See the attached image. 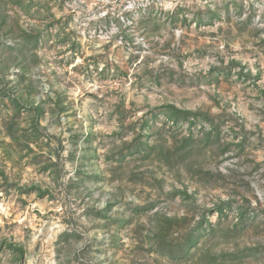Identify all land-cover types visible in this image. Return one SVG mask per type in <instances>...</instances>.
Segmentation results:
<instances>
[{"label": "rangeland", "instance_id": "1", "mask_svg": "<svg viewBox=\"0 0 264 264\" xmlns=\"http://www.w3.org/2000/svg\"><path fill=\"white\" fill-rule=\"evenodd\" d=\"M0 264H264V0H0Z\"/></svg>", "mask_w": 264, "mask_h": 264}]
</instances>
